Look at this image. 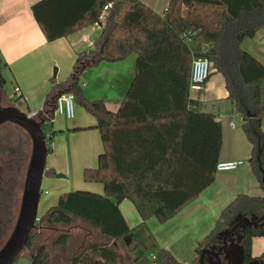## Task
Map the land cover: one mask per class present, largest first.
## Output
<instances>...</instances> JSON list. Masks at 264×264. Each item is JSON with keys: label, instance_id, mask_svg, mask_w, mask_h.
Wrapping results in <instances>:
<instances>
[{"label": "trees", "instance_id": "obj_1", "mask_svg": "<svg viewBox=\"0 0 264 264\" xmlns=\"http://www.w3.org/2000/svg\"><path fill=\"white\" fill-rule=\"evenodd\" d=\"M110 2L102 21L103 8ZM32 9L48 41L93 24L102 27L94 48L78 54L68 85L52 90L39 112L51 139L56 133L54 96L60 90L70 88L77 99L81 87L78 81L72 84L81 72L101 61L136 58L133 80L116 111L104 100L81 98L97 120L104 146L98 166L86 168L83 178L102 184L103 193L75 190L60 195L33 232L45 224L71 226L79 218L120 241L150 219L167 223L215 181L223 127L217 115L201 109L200 97L191 96L196 56L207 57L212 73L224 76L231 110L241 116L252 147L249 162L264 190V63L242 47L246 38L264 28V0H170L162 14L141 0H40ZM4 69L0 55L3 77ZM124 200L133 203L142 219L136 228L129 226L121 211ZM240 214L263 216L264 196L239 194L224 207L197 253ZM256 236H264V226L246 229L242 245L249 255ZM56 241L66 246L69 236L62 234ZM88 251L117 264V252L106 244L82 250L77 264H94ZM32 255L31 264H49L45 244ZM156 259V264H185L166 248Z\"/></svg>", "mask_w": 264, "mask_h": 264}, {"label": "crops", "instance_id": "obj_2", "mask_svg": "<svg viewBox=\"0 0 264 264\" xmlns=\"http://www.w3.org/2000/svg\"><path fill=\"white\" fill-rule=\"evenodd\" d=\"M38 1L40 0H0V55L5 64V69L13 74L17 81L16 86L21 88L22 98L26 104H42L40 109H29L30 112L42 110L44 102L52 90L62 89L68 85V79L74 70L78 54L94 48L95 42L102 31L100 25L93 24L66 37L48 41L33 13V5ZM141 1L161 14L166 11L170 2V0ZM161 2H164L165 7L163 11H158ZM255 38L259 39L258 50H264V28L258 31ZM135 62V56H131L122 62L101 61L97 65L84 70L78 78L81 96H77V99L84 98L88 100L96 96V90L89 92V87L92 85L95 87L96 84L97 89L102 91L98 96H101L107 107L109 108V104L113 108L119 107L121 98L125 95L130 80L134 77ZM54 65L59 66V70L56 69V75L58 72L59 79L50 83L51 70ZM56 75L54 74V77ZM213 90L214 84L211 82L210 76L204 92L212 94ZM208 103H212V105L203 108ZM214 104L215 102L202 100L201 109L217 115L218 119L219 117L224 119L226 116L220 114L219 105L215 107ZM78 114L80 115L78 119L77 114L73 118L67 117L69 120L65 124L59 123L55 126L53 120V127L59 132L53 136L55 138L53 142L54 149L52 154L48 153L47 156L48 166H51L54 170L52 173L45 172L49 179L57 178L56 173H67L68 170L65 169L64 163L68 160L67 158H70L69 153L74 158L72 160L76 177L84 176L86 168H96L98 166L99 155L103 152L104 146L100 131L96 128L97 120L96 118L89 120L81 113V110L78 111ZM230 117L228 116V118ZM219 120L222 123V120ZM232 122L234 123L233 120L228 123V131L231 134L227 135L223 131L221 162L242 160V158L250 159L251 157L252 147L250 142L245 134L243 136L242 133L237 132V126L234 123L235 126L233 127ZM65 126L68 130H65ZM82 137L87 139L84 143L85 151L73 147L74 140ZM69 138H71V145L68 144ZM89 147L91 149H88ZM49 161L51 162L50 165ZM62 179L67 181L68 176ZM78 182V186L83 185L84 187L85 185L86 188H93L96 193L103 192V185L100 183L84 184V178L82 183L80 180ZM99 184L101 186L98 187ZM242 193L250 196H264V190L254 174L251 163L246 164L245 161L235 170L218 171L215 181L193 202L170 221L161 224L166 231V237L161 236L158 239L161 246H163L162 248L170 250L177 260L182 263L195 264V260L198 258L196 249L199 243L215 227L224 207ZM129 202V200H124L120 208L125 206L128 211H132ZM125 219L132 227L133 225L128 219ZM134 220L136 223L139 222L138 218ZM251 254L253 257L264 255V236L253 237Z\"/></svg>", "mask_w": 264, "mask_h": 264}, {"label": "rangeland", "instance_id": "obj_3", "mask_svg": "<svg viewBox=\"0 0 264 264\" xmlns=\"http://www.w3.org/2000/svg\"><path fill=\"white\" fill-rule=\"evenodd\" d=\"M164 2H161L158 6V11H163L164 9ZM94 39V38H93ZM258 40L257 38H246L242 44V47L245 49H249V51L252 55H254L256 58H258L262 63H264V50H258ZM59 70V66L54 65L51 70V77H50V83L51 81H58L59 79V73L57 72L56 77H54L55 70ZM63 68L61 70L62 74ZM4 77L6 79V86L5 91L7 95L14 99L17 102V105L25 110L29 111L31 110H38L41 108L42 104H26L25 100L22 97H18L15 94L14 88L17 85V81L15 80L13 74L4 69L3 70ZM133 78L130 80V83L132 82ZM211 82L214 84V90L212 94H209V92H194V97H200L201 100H206L207 102H215V107L219 105L220 108V114L223 116H226L224 119L220 118L222 120V126L223 131L227 135L231 134V132L228 131V123L233 120L234 123L237 126V132L242 133L243 136L245 134L244 128H243V120L241 116L238 114H233L231 110V103L230 100L227 98V89L225 86V79L224 76L221 73H213L211 74ZM129 87V86H128ZM96 88V89H95ZM128 89V88H127ZM92 90H96V93L92 99H88L89 101H98L102 100L101 96H98L102 93V91H99L97 89L96 84L95 87L92 85L89 87V92ZM101 92V93H100ZM109 92V91H108ZM127 92V90H126ZM106 94V93H105ZM126 94V93H125ZM107 95V94H106ZM125 95L121 98V102L124 99ZM43 103V101H42ZM113 104V103H112ZM40 105L39 107H36ZM109 109L112 111H116L119 107L113 108L111 104H109ZM212 103H208V105L204 106L203 108L207 106H211ZM81 110V113L85 115L89 120L95 119V117L87 110L86 106L83 103V100L76 99L75 102V115L77 114V119L80 117L78 114V111ZM228 116H231L228 118ZM55 126L59 125V123L65 124L69 119L66 117V115L63 114H55L54 119ZM66 127V126H65ZM53 130L58 134L59 130L54 129ZM65 130H68L67 127ZM46 131H50L49 128H46ZM55 135V134H54ZM246 136V135H245ZM55 138L50 139V142H54ZM245 139V137H244ZM86 138L82 137L78 140H74L73 147L81 148V150L86 149L84 146ZM68 144L71 145V138L68 139ZM89 144V143H88ZM79 145V147H78ZM90 146V145H89ZM50 154H52V151L54 149V146L49 147ZM88 149H91L90 147ZM68 160L64 163L65 169L68 170L65 174L64 172L56 173V177L58 174H63L65 177L68 176V180L64 181L62 178H51L49 179L46 176V173L44 174L42 185H41V196L39 200L38 205V216L43 217L47 214L49 209L53 206H55L58 203L60 195L68 192H72L75 190H87V191H95L93 188H86L85 185L78 186V180L80 182H83V176L76 177L75 171L73 168V155L69 153ZM73 159V160H72ZM249 158H242V160L245 161L247 164L249 162ZM51 162L49 161V165ZM51 166H48V158L46 162V170L45 172H53ZM67 175V176H66ZM84 184H88L85 183ZM101 186L100 184L98 187ZM96 192V191H95ZM103 193V192H101ZM132 211H128V209L123 206L121 207L122 213L124 214V217L128 219V221L133 225L131 228H136L137 225L142 221L138 211L136 210L135 206L129 202L128 203ZM254 215H248V217H252ZM133 217V218H132ZM139 219V222H134V219ZM163 226V225H162ZM161 223H158L156 219H150L148 220L145 225L141 228H137L134 230V232L127 236L126 238L115 241L113 239H109L102 235L98 229L93 227L88 222L79 219L74 218L73 224L71 226H63V225H43L42 228L36 230L33 232V237L31 241V245L24 249L22 254L19 256V258L16 260L14 264H31V255L32 252H35L39 246L42 244H45L47 248L48 253V259L49 264H71V260L73 256L80 253L82 250L87 249L89 250L90 246L99 244V245H108L110 248L114 249L118 254V261L117 264H122V261H125L126 263H131L133 260H135L136 257L139 258V264H156L157 259L153 258L152 255L158 256L162 247L159 238L166 237L165 235V227H162ZM62 234H68L69 241L66 246H59L57 245V239ZM56 241V242H55ZM137 244L139 247L137 248ZM137 248V249H136ZM92 260L99 259L95 254L88 251Z\"/></svg>", "mask_w": 264, "mask_h": 264}, {"label": "flooded vegetation", "instance_id": "obj_4", "mask_svg": "<svg viewBox=\"0 0 264 264\" xmlns=\"http://www.w3.org/2000/svg\"><path fill=\"white\" fill-rule=\"evenodd\" d=\"M5 86L6 79L3 75H0V108L16 107L29 115L31 113L30 111L21 109L17 105V102L7 95ZM29 117L34 118L38 122L42 120L40 113L35 115H32L31 113ZM41 127L45 133L46 127L43 124ZM32 149V138L26 130L10 121L0 125V249L5 245L11 236L19 217ZM263 222L264 219L258 226H243L245 221L243 219L236 218L231 226L219 231L212 240L201 248L195 264H201L200 258L203 249H209L212 252H216L224 245L225 241H228V243L231 242L230 244L234 245V249H232V253L229 256L231 264H239L240 262L241 264H264V255L261 257H253L252 254H248L246 249H244L246 256L242 259L239 248L235 245L238 242V239H241L240 243L242 245L247 228L260 227ZM225 230H227V233H223L221 235V232ZM25 248H27V243ZM212 252L205 253V264H212L215 262ZM32 256L33 255H31V260ZM79 256V253L73 256L71 264H77ZM117 262H119L118 259ZM93 263L108 264L102 258L93 260ZM122 264H136V262H134V260L131 263L122 261Z\"/></svg>", "mask_w": 264, "mask_h": 264}, {"label": "water", "instance_id": "obj_5", "mask_svg": "<svg viewBox=\"0 0 264 264\" xmlns=\"http://www.w3.org/2000/svg\"><path fill=\"white\" fill-rule=\"evenodd\" d=\"M54 74L56 75V70ZM77 81L78 77L75 80V83L72 85L74 86ZM69 89L70 88H67L66 90H60L54 96V99L58 98L65 92H68ZM30 114L28 115L16 107L0 108V125L7 121L19 125L30 134L33 142V149L24 186L21 210L11 236L5 245L0 249V264H14L24 251L31 232L37 227L36 219L38 217L37 215L41 196V185L46 170L49 148L47 146L45 133L41 127L44 120L42 119L40 122H38L34 118H30ZM57 177L62 178L65 176L63 174H58ZM237 219H243L245 221L243 226H258L264 219V215L261 217H248L240 214L238 215ZM261 226H264V222L261 224ZM223 233H227V230L221 232V235ZM240 241L241 239H238V242L235 245L238 246L241 258L244 259L246 255ZM230 243L225 241L224 245L216 252H212L209 249H203L200 263L205 264V253L212 252V256L215 259V262L212 264H231L229 256L232 253V249H234V245H231ZM239 264H241V262Z\"/></svg>", "mask_w": 264, "mask_h": 264}, {"label": "built area", "instance_id": "obj_6", "mask_svg": "<svg viewBox=\"0 0 264 264\" xmlns=\"http://www.w3.org/2000/svg\"><path fill=\"white\" fill-rule=\"evenodd\" d=\"M112 2L108 3L104 6L101 20L104 21L105 17L107 16L109 9L112 7ZM98 25V24H97ZM212 73V63L211 61L204 56H196L192 63L191 69V78H190V92L191 96H193L194 92H202L205 89L207 81L209 80ZM15 94L18 97L23 96V92L19 86L14 88ZM194 97V96H193ZM75 102L76 96L73 92L64 93L57 98L56 107H55V114H63L66 115L68 118H73L75 116ZM40 111H33L31 112L32 115L39 113ZM220 119V118H219ZM231 125L234 127V123L232 122ZM45 136L47 140L48 148L53 146V143L50 142V132L45 130ZM244 163L243 160H231V161H219L217 164V172L218 171H229L235 170L239 166ZM40 220V217H37V221ZM155 259L156 255H152Z\"/></svg>", "mask_w": 264, "mask_h": 264}]
</instances>
